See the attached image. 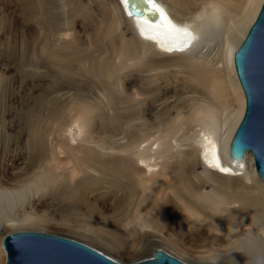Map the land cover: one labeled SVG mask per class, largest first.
Here are the masks:
<instances>
[{
  "label": "rangeland",
  "instance_id": "374dc122",
  "mask_svg": "<svg viewBox=\"0 0 264 264\" xmlns=\"http://www.w3.org/2000/svg\"><path fill=\"white\" fill-rule=\"evenodd\" d=\"M190 1L191 8L197 10L203 6L205 0ZM27 2L28 0H0V182L12 189L27 182L32 185L40 178L47 179L46 175L50 178L45 191L42 187L37 195L23 205L25 210L17 209V214L24 225L22 229L76 238L123 262L151 256L157 248L165 250L186 264H199L196 260L201 259H205L204 262L208 261L213 256L210 249L215 239L213 235L227 237V233L211 231L208 221L210 219L204 221L198 219L200 217H188L185 200L180 202L177 193L168 185L172 162L168 160L164 163L162 159L158 167L159 170L164 163L161 172L156 171L157 174L147 177L141 172L136 176L129 175L122 169L121 163L117 162L118 156L123 153H131L136 149L144 152L150 145L153 149L157 148L158 143L160 144L158 141L160 134L153 130L149 139L145 135L146 132L140 130L152 125L153 120L149 119L153 112L151 105H157L158 111H161L165 100L159 103L156 100L159 97L164 98L168 92H171L170 96L175 93V98L168 103L180 104L182 101L178 96H181L184 87L191 83L189 81L191 75L197 71L198 65L208 66V61L156 55L146 49V54L142 55L145 60L140 64H135L134 60L112 57L116 68L104 67L98 55L105 43L101 40L100 28L98 30L92 24L78 28L72 45L77 59L81 56L82 60L74 61L75 69L73 67L71 73L59 69L62 71H57L59 75L55 71L59 67L54 63L57 48L54 42L56 35H52L51 23L44 20L45 16L39 15L38 9L33 13L27 10ZM166 3L173 9L171 0H166ZM179 12L184 18L187 17L180 10ZM28 23V27L32 28H28L27 31ZM119 31L129 40L136 39V32L128 21L121 23ZM24 39L29 40L26 45ZM26 54L29 58L25 57ZM42 59L48 66L46 69L43 64L44 69L50 72L44 73L42 63L40 64ZM123 62L127 66L123 67ZM77 70L82 72L78 73ZM108 74L115 78L120 77V84L115 85L114 89L104 84L102 87V83L99 82ZM53 75H58L63 80L78 81L83 89L82 93H89L95 99L99 96L102 104L105 103L103 104L105 117L109 122L120 123L126 134L113 140L99 137L97 140L100 141L95 145L89 143L72 145L66 132L68 130L66 123L69 122L68 117L72 112L69 109L64 113L63 124L60 122V125H56L57 128L50 122L34 128L36 136L43 139L45 157L40 161L41 165L32 163L30 133L36 114L42 112L40 102L36 100L43 94V88L53 82L55 77L57 80L55 82L62 80ZM77 77L78 79H75ZM188 96L190 95L185 94L182 98ZM91 115L102 114L94 110ZM144 121L152 122L146 124ZM98 125L99 123L96 127ZM97 128L98 131L101 129L100 126ZM130 132L143 134L140 136L139 145L130 143L124 150L115 149L118 145L129 143L127 135ZM55 140H62L63 144L68 147L70 144L73 148L59 152V155L61 154L59 162L54 153ZM58 146L60 148L62 145L58 143ZM90 146L95 150L89 148ZM139 165L145 169V165L144 167L141 163ZM249 168L253 173L254 163H250ZM196 171L202 174L205 167L199 162ZM193 181L194 185L198 183L195 179ZM222 183L216 179H203L196 197L191 198L190 206H196L200 210L211 207L210 210L224 214L230 212L235 199L222 200L215 190H233L243 182L233 180ZM79 190L84 192L82 199L84 201L75 197ZM261 194L264 195V192ZM29 201L33 204L32 208ZM258 203V200L254 203L244 202L245 208L250 205L257 207L243 211V218L233 222L240 223L239 228L232 230L233 233H243L252 229L258 234L263 233L264 207H260L262 205ZM239 205L233 204L236 207ZM226 229H231V226L228 225ZM105 239L116 247L105 244ZM171 242H178V248L173 247ZM231 243V239L219 241L223 246ZM0 264H4L1 258Z\"/></svg>",
  "mask_w": 264,
  "mask_h": 264
},
{
  "label": "bare ground",
  "instance_id": "6f19581e",
  "mask_svg": "<svg viewBox=\"0 0 264 264\" xmlns=\"http://www.w3.org/2000/svg\"><path fill=\"white\" fill-rule=\"evenodd\" d=\"M34 1L28 0L26 9L31 13L38 9L39 15L45 16L44 20L51 23L52 35H56L54 42L58 57L54 58V63L59 67L58 70L54 68L56 73L61 70L71 73L74 61L82 60L81 56L77 59L72 45L75 42L78 28L92 24L98 30L100 28L101 40L105 43L98 55L104 67L114 66L116 68L112 57L134 60L135 64H140L142 60H145L142 55L146 54V49L156 55L163 54L176 58L182 56L184 59L208 61V66L198 65L197 71H194L190 77L191 83L184 87L181 96H178L179 91L176 92L182 101L180 104H169L168 102L175 98V93L170 96L171 92H168L164 98L159 97L156 100L158 103L165 100L161 111H158L157 105H151L153 112L149 115V119L153 122H144L152 125L140 130L146 132L145 135L149 139L153 130L160 134L158 139L160 144L158 143L157 148L153 149L150 145L144 152L136 149L131 153H123L118 156L117 162L121 163L122 169L127 174L136 176L138 172H141L144 177L157 174L156 171L160 173L165 162L168 160L172 162L173 167L168 185L174 193H177L180 202L185 200L184 205L188 217H200L198 219L204 221L210 219L208 221L211 231L227 233V237L213 235L215 239L210 245L213 256L206 262H204L205 259L196 260V262L199 264H264V227H262L263 233L261 234L254 229L243 233L232 232L240 227V223L233 222L243 218V211L257 207V205H250L245 208L244 202L254 203L258 200V204L262 205L260 207H264V195L261 194L264 192V180L257 175L255 170L253 173L250 172L249 165L253 164L250 151L245 152L240 161L233 160L228 155L231 137L245 107L244 93L234 69L233 54L255 19L263 0H205L203 6L197 10L191 8L190 0H171L173 9L167 5L166 0H155L156 5L166 14L167 20L177 26L176 29H173L167 20L163 26H159L155 16L154 18L148 17L149 20H140L129 15V10L122 0H55L54 3H49L47 0ZM179 10L187 17L184 18ZM124 21H128L135 30V40L125 38L124 34L119 31ZM28 26L29 23L26 25L27 31L28 28H32ZM27 40L24 41L25 45L29 41ZM25 50L22 49V51ZM27 56L28 54L25 57ZM41 63L48 69L44 59ZM122 66L125 67L127 64L123 62ZM46 69L43 70L44 73L49 71ZM80 72L82 70L78 73ZM42 79L45 78L42 77ZM55 80L50 84L47 81L48 86L43 88V94L36 100L40 102L42 112L36 114L30 133L32 140L29 142V148L32 163L41 165L40 161L45 157L43 139L36 136L34 128L49 122L57 128L56 125H60V122L63 124L64 113L69 109L72 112L68 117L69 122L66 123L68 127L66 132L72 145L81 143L95 145L100 141L97 140L99 137L113 140L117 136L126 134L120 123L109 122L105 117L103 111L105 103L102 104L99 96L95 99L89 93H82L83 89L78 81L77 83L63 79L58 82ZM120 81V77L115 78L108 74L103 76L99 82L102 83V87L104 84L114 89ZM71 90L74 92L70 96ZM185 94L190 96L184 99L182 97ZM94 110H98L102 115L92 116L91 113ZM97 123L101 127L99 131L98 126L96 127ZM127 136L129 143L123 146L118 145L115 149L121 151L128 148L130 143H140V136L143 134L130 132ZM61 141L55 140L54 143V153L58 162L61 160L59 152L62 153L63 149H73L70 144L68 147ZM58 143L62 145L60 148ZM99 153L104 155L102 152ZM162 159L164 163L158 170ZM199 162L205 167L202 174L196 171V165ZM139 163L143 164V167L145 165V169L140 167ZM221 169H227V171ZM46 177L47 179L40 178L32 185L27 182L25 185L12 189L0 182V258L4 263L6 252L2 246L3 237L10 232L23 230L24 225L17 214V209H24L23 205L37 195L42 187L45 191L50 182L48 175ZM205 178L216 179L223 182L222 184L233 180L243 182L233 190H215L222 200L235 199L233 204L239 203L240 205L236 207L232 204L230 212L226 214L210 210L211 207L200 210L196 206H190L191 198L196 197L201 188V182ZM193 179L198 183L194 185ZM75 197L82 200L83 190H79ZM31 203L29 201L32 208ZM211 203L216 205L213 201ZM228 225L231 229H226ZM222 239H231L232 243L223 246L219 244ZM105 242L109 246L116 247L109 240L105 239ZM170 244L175 248L179 245L178 242Z\"/></svg>",
  "mask_w": 264,
  "mask_h": 264
},
{
  "label": "water",
  "instance_id": "95a60500",
  "mask_svg": "<svg viewBox=\"0 0 264 264\" xmlns=\"http://www.w3.org/2000/svg\"><path fill=\"white\" fill-rule=\"evenodd\" d=\"M131 16L149 20L150 5L136 0L127 5ZM156 19V18H155ZM234 69L243 90L245 107L228 146V155L240 161L250 151L257 175L264 180V0L233 54ZM4 264H186L157 248L151 256L132 262L113 259L76 238L38 230H18L2 240Z\"/></svg>",
  "mask_w": 264,
  "mask_h": 264
},
{
  "label": "snow or ice",
  "instance_id": "6c2138e0",
  "mask_svg": "<svg viewBox=\"0 0 264 264\" xmlns=\"http://www.w3.org/2000/svg\"><path fill=\"white\" fill-rule=\"evenodd\" d=\"M140 3H143L144 5H150L151 9L149 11V15H155V13H159L160 15L156 17V23L159 26H163L164 22L167 20L166 14L163 12V10L156 5L155 0H139ZM122 3H124L126 6L131 5L132 7L136 6V0H122ZM131 15V13H129ZM168 24L173 28L176 29L177 26L173 25L170 20H167ZM178 30V29H177ZM222 171H227V169H221Z\"/></svg>",
  "mask_w": 264,
  "mask_h": 264
}]
</instances>
